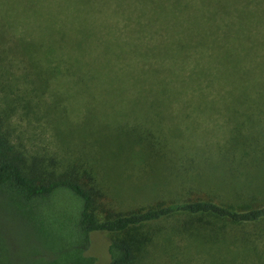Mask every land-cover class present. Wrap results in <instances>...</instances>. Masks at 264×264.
I'll list each match as a JSON object with an SVG mask.
<instances>
[{"label":"rangeland","instance_id":"374dc122","mask_svg":"<svg viewBox=\"0 0 264 264\" xmlns=\"http://www.w3.org/2000/svg\"><path fill=\"white\" fill-rule=\"evenodd\" d=\"M11 9V0H0V24L7 23L0 39V129L28 168L36 158L37 167L52 161L57 174L71 167L89 173L100 218L194 199L239 210L264 204V97L179 96L171 80L182 72L171 68L170 52L157 49L143 81L126 76L90 84L63 72L36 80L16 51L37 33ZM32 224L0 196V236L11 264H30ZM117 240L133 246L130 264H264V220L177 215L125 234H93L95 264H110L107 246Z\"/></svg>","mask_w":264,"mask_h":264},{"label":"trees","instance_id":"16d2710c","mask_svg":"<svg viewBox=\"0 0 264 264\" xmlns=\"http://www.w3.org/2000/svg\"><path fill=\"white\" fill-rule=\"evenodd\" d=\"M11 4L8 14L28 19L37 33L16 51L36 80L48 82L63 72L90 84L111 85L126 76L143 81L153 65L148 60L151 51L157 49L170 52L171 68L182 72L171 80L179 96L264 97V0H11ZM3 24L0 39L7 27ZM192 85L201 91L195 93ZM9 139L0 129V196L34 224L37 236L27 255L30 264H95L96 257L89 253L93 234H125L177 215H206L236 224L264 220V204L239 210L210 198L100 218L95 212L100 195L89 173L78 174L71 167L57 174L50 171L52 161L37 167L36 158L28 168ZM107 254L110 264H130L133 246L110 241ZM0 264H11L1 236Z\"/></svg>","mask_w":264,"mask_h":264}]
</instances>
